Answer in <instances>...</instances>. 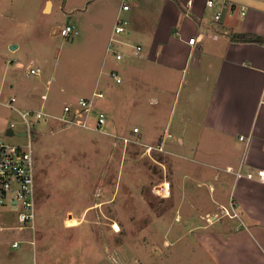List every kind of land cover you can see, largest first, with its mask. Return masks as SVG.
Listing matches in <instances>:
<instances>
[{
  "label": "rangeland",
  "instance_id": "374dc122",
  "mask_svg": "<svg viewBox=\"0 0 264 264\" xmlns=\"http://www.w3.org/2000/svg\"><path fill=\"white\" fill-rule=\"evenodd\" d=\"M45 1L0 0V94L4 100L16 97V109L0 104V136L8 143H26L28 138L18 135L25 128L22 111L43 107L61 112L65 103L91 97L96 87L105 96L95 98L94 111L109 119L107 132L63 126L57 120L36 125L32 138L36 247L31 245L29 264H35L34 250L36 264H211L193 229L211 220L213 214L207 211L218 208L221 217L222 207L207 202L210 196L203 190L195 212H188L187 205L176 211L177 200L161 202V193L168 190V183L161 189V182L168 181L173 191H179L178 175L151 155L175 100L177 122L180 112L191 109L189 94L198 95L192 70L184 73L148 62L151 39L132 25L126 37L142 43L141 54L124 47L123 60L108 56L107 43L122 0H53L51 12L50 4L43 11ZM142 9L144 5L123 15L129 20L138 13L145 16ZM68 24L78 33L63 36L60 29ZM31 66H40L41 75L29 74ZM113 71L122 82L112 76ZM201 86L204 89L205 83ZM152 96L159 102H151ZM192 102L199 107L200 101ZM12 122L18 123L9 136L6 131ZM136 127L139 131L134 133ZM190 127L188 135L201 141L202 153L186 148L179 154L182 158L170 150L173 154L166 160L184 166L181 175H190L191 160L209 163L211 159L205 158L218 159L219 152L223 159L232 155V149H217L230 145L228 140ZM174 138L176 143L178 134ZM191 182L196 180L186 187ZM160 202L164 206L158 207ZM0 220L16 224L7 212ZM24 232L30 237V231ZM165 234L171 241L180 238L167 247Z\"/></svg>",
  "mask_w": 264,
  "mask_h": 264
},
{
  "label": "crops",
  "instance_id": "0c3cea01",
  "mask_svg": "<svg viewBox=\"0 0 264 264\" xmlns=\"http://www.w3.org/2000/svg\"><path fill=\"white\" fill-rule=\"evenodd\" d=\"M224 1L233 4L234 9H224L221 18L216 20L215 15ZM126 3L130 9L123 10ZM49 4V12L53 10V0H46L43 11ZM140 5L145 6L142 9L145 16L132 15L129 27L145 30V39H151V48L145 58L170 70H184L185 73L191 69L194 84L198 86L195 88L198 95L189 94L191 109L180 112L177 122L175 100L162 133L152 144L164 143L165 151L154 149L151 155L157 164L175 172L179 181L175 179L179 191H173L168 181L161 182V189L168 183L167 192L161 193V202L177 200L176 209L173 207L176 211L187 205L188 212H195L202 200V190L208 193L207 202L211 200L214 206L220 205L228 217L225 219L223 214L219 217L218 208H214L213 212L207 211V214H213L211 220L193 229L194 238L205 250L209 262L264 264V181L258 178V172L264 170V44L233 39L236 34L247 33L264 37V0H216L213 7L207 5V0H122L115 11V19L118 14L124 16L123 12ZM201 32L205 36L199 45L188 43L190 37ZM126 34L124 37L129 41ZM129 34H133L132 31ZM150 98L151 102H159L156 96ZM197 100L200 101L198 108L192 102ZM191 125L200 132L228 140L230 145L217 149H232V155L223 159L219 152L215 154L218 159L205 158L211 159L209 163L191 160L190 175L183 176L180 173L184 166L175 160L172 166L166 160L167 155L173 153L184 158L179 154L186 148L193 153H202L201 141L188 135ZM169 133L172 136H168ZM238 170L241 176L237 175ZM248 173L255 177H248ZM193 179L196 183L191 182L190 187H186ZM188 196L190 199L187 200ZM5 213L3 211L1 216ZM72 219L77 222L76 218ZM0 222L11 225L6 220ZM24 231L29 230L17 234L10 228L0 229V264H29L30 248L36 246L30 241L32 234L28 237L29 233ZM169 236L165 234L163 244L172 247L180 237L171 241ZM14 238L20 239L19 247L12 245ZM33 255L36 264V250Z\"/></svg>",
  "mask_w": 264,
  "mask_h": 264
},
{
  "label": "built area",
  "instance_id": "2783aa9c",
  "mask_svg": "<svg viewBox=\"0 0 264 264\" xmlns=\"http://www.w3.org/2000/svg\"><path fill=\"white\" fill-rule=\"evenodd\" d=\"M216 0H207V5L213 7ZM123 10L130 9L126 3L123 4ZM224 9L233 10V4L224 1L221 9L216 13L215 19L219 20ZM242 12L245 13L244 7ZM130 25L129 19L118 14L115 19L113 30L107 44L106 54L114 55L117 60H123L126 52L124 47H130L131 52L138 56L143 51V46L139 43H132L126 40L124 35L127 33ZM60 33L65 37H71L72 34L78 33L74 25L68 24L60 29ZM205 36L204 32L199 35L190 37L188 43L191 45H199ZM42 68L40 66H31L29 74L40 76ZM112 76L117 82H122V77L113 71ZM105 93L99 87H96L91 97H80L75 102L65 103L61 112H49L40 109H28L22 111V124L25 128L19 131H26L25 137L28 141L24 144H13L6 142L0 136V216L3 211L9 212L16 220L15 225H5L0 222V229L10 228L19 234L23 230L31 232L30 241L35 244V228L37 217V191H36V168L35 157L32 145V138L36 125L39 122H48L51 120L59 121L63 126L79 125L85 128L94 129L100 132H107L105 125L108 122V116L104 112L94 111V101L96 97H104ZM46 98V95H43ZM16 97L4 100L0 94V104L16 109ZM18 123V122H16ZM15 122H12L8 129L15 132ZM139 131V128H134ZM169 136H172L169 134ZM24 137V136H23ZM242 139L245 137L242 136ZM154 149L165 151L164 143L151 147ZM232 171V168H228ZM237 175L241 176L240 170ZM248 177H255L253 173H248ZM258 178L264 181V170L258 172ZM228 213V211H226ZM20 239L14 238L12 245L20 246Z\"/></svg>",
  "mask_w": 264,
  "mask_h": 264
},
{
  "label": "trees",
  "instance_id": "16d2710c",
  "mask_svg": "<svg viewBox=\"0 0 264 264\" xmlns=\"http://www.w3.org/2000/svg\"><path fill=\"white\" fill-rule=\"evenodd\" d=\"M233 39L238 41L258 42L264 44V37L257 34H236L233 36ZM133 132L136 133L134 130Z\"/></svg>",
  "mask_w": 264,
  "mask_h": 264
},
{
  "label": "water",
  "instance_id": "95a60500",
  "mask_svg": "<svg viewBox=\"0 0 264 264\" xmlns=\"http://www.w3.org/2000/svg\"><path fill=\"white\" fill-rule=\"evenodd\" d=\"M15 47H16L15 44H12V45H11V48H12V49L15 48ZM8 135H13V130L8 129ZM19 135L25 136V135H26V131H20V132H19Z\"/></svg>",
  "mask_w": 264,
  "mask_h": 264
}]
</instances>
